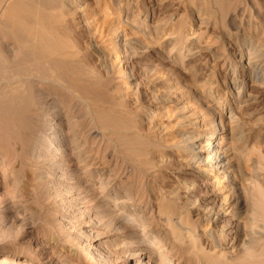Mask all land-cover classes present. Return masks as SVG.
I'll return each instance as SVG.
<instances>
[{
  "label": "rangeland",
  "instance_id": "obj_1",
  "mask_svg": "<svg viewBox=\"0 0 264 264\" xmlns=\"http://www.w3.org/2000/svg\"><path fill=\"white\" fill-rule=\"evenodd\" d=\"M88 1L92 11L85 9L83 13H74V16L71 13L67 15L66 11H58L45 16H52L45 25L55 37L58 34L56 41L58 46L61 44V50L54 46L55 57L65 59V62L89 74L81 75L74 82L78 95L75 93L76 96L72 97L54 88L43 90L31 82L35 99L41 106L33 122L36 131L26 153H21L16 145L18 141L14 143L19 137L16 124L21 119L11 121L9 132L0 128V252L8 249L17 255L12 259L7 258L5 262L0 258V264H88L85 260H91L94 264H112V256L108 252L118 255L117 248L124 243L130 245V258L138 259L142 255L143 260L146 257L143 250L153 248L149 254L150 264H174L170 263L172 253L170 256L159 253L164 239L170 241V230L155 209V212H151L152 203H155L156 197L169 205H183L186 200L185 188L190 185L183 176H187L189 170L180 161L184 159V152L175 148L174 143L178 133L188 132L192 128L188 120L195 113H203L206 119H210L199 108V102L196 103L195 95L201 92L206 95L213 88V103L222 102L227 109H232L235 117H238L234 128L240 129L249 140V148L257 146L264 152V107L255 100L260 94L264 95V85L253 87L251 99L247 97L249 89L237 97L228 90L230 83L245 79L244 84L250 88L251 81L243 78L241 73L234 76V71L222 65L224 62L235 63L240 58L239 52L247 51L251 46L257 51L252 55L251 62L258 64V71L262 70L264 75V35L261 30L255 29V26L264 23V0H227L233 6L224 15H213L212 10L204 9L201 6L203 0H165L162 3L158 0H132L153 7L150 18L144 22L151 36L153 26L165 20L168 22L159 39L150 40L155 41V45H150L142 32V35L138 34L129 27L121 30L123 13L111 0L100 3L99 7L95 4L96 0ZM116 1L121 4L125 2ZM4 6L2 3V9ZM133 10L138 14L136 8ZM144 11L139 12L141 20L145 19ZM147 14L150 15V11ZM171 16L176 22L185 23L180 35L184 41L196 33L203 34L200 45L196 46L199 48L196 51L200 52L190 63L187 64L186 60L183 66L166 59L171 48L170 37L176 31V27L168 21ZM118 32L121 34L117 38ZM5 37L6 33L0 30L4 55L15 60L21 52L19 45ZM92 39L100 48L97 58L91 55L89 44ZM124 39L132 44L125 54L121 47ZM145 46L150 48L149 51L145 50ZM224 50L229 53H224ZM126 55L128 61L124 58ZM102 59L105 62L108 60L106 65L100 64ZM127 69L131 71V77ZM83 79L90 81L91 89L85 83L87 81L79 83ZM191 87L195 93H191ZM81 96L85 98H79ZM208 101L206 98V105L211 107L213 103ZM70 106L73 109H69ZM147 114L157 115L156 120L149 122ZM53 117L57 120H51ZM94 117L99 119L96 125ZM112 122L122 125L115 128ZM48 124L53 125L48 127ZM98 125H102L101 128ZM75 126L81 128L83 133L78 144L73 143L69 153L79 152V145L86 149L81 158L86 160L94 141L95 146L100 145L103 163L93 155L78 167L66 160L69 159L67 149ZM225 128L226 133L230 126L225 125ZM96 129L109 137L100 134L101 137L93 140ZM123 137L136 140L128 144ZM131 144H134V149H142V153L128 151ZM209 144L210 139L204 145ZM64 156L67 158L62 163L58 162ZM135 159L136 162L133 161ZM260 168L262 170H258V173L264 174V161ZM248 170L247 167L244 169L245 176L242 178L245 180L250 173ZM222 193L220 195H224ZM199 195L197 199L201 198L203 202L205 194H201L202 197ZM197 212L199 209L192 211L194 217ZM87 238L89 242H86ZM165 249L168 251V246ZM231 253L228 248L220 249L213 245L192 255L181 247L176 248L182 264H203V261L208 264H238Z\"/></svg>",
  "mask_w": 264,
  "mask_h": 264
},
{
  "label": "bare ground",
  "instance_id": "obj_2",
  "mask_svg": "<svg viewBox=\"0 0 264 264\" xmlns=\"http://www.w3.org/2000/svg\"><path fill=\"white\" fill-rule=\"evenodd\" d=\"M104 1L106 0H102V2L101 0H96L95 4L99 7L100 3H103ZM111 1L116 4L118 10L123 13L120 23V25L122 26L121 30L129 27L131 28V30L136 31L138 34H141L142 32L143 35H146L147 39H145L149 40L150 45H155V41L153 43L150 40H158L164 27L169 25L165 20L158 23L155 27L153 26L151 36V33L148 34L149 30L147 32L146 28L144 27V22L145 20L150 18L151 12L154 11L152 6H148L146 3H135L132 2V0H124V4H121L120 1L116 0ZM158 1L162 3L165 0ZM2 3L6 5L4 6V9H2ZM160 5L162 6L163 4ZM201 6L204 9L206 8L212 10L213 15H215L214 13H220L224 15L227 9L228 12L229 9H232L233 5L231 6L227 0H203ZM91 8L92 7L88 0H0V30L6 33V37L4 39H8V36L12 39V41L14 40L19 45V49L21 51L20 55L15 60H11L4 55L2 49L3 44L1 45L0 43V121L2 120V125L0 128L3 131L5 130L9 132L12 127L11 121H16L18 119L22 120L17 122L16 124L17 131L19 132V137L17 138V140L14 139L15 144L16 141H18L16 145L18 146L21 153H26L30 143L33 140V132L36 131L33 122L34 119L39 115L38 112L41 106H39V103H37L35 99L33 84L36 83L43 90L47 91L50 88H54L58 92H64V94H69L73 97L76 96V94L78 95L74 82H76L79 77H82L81 75H89H86L85 72L83 70H80L76 65L65 62V59L61 60L55 57L56 51L54 50V46H58V43L56 41L58 34L55 37V35L50 31L51 29L49 30L45 25L46 21H50L52 16L49 15L47 18L45 16L47 13L51 14L58 11H66L67 15H69L68 13H71L74 16V13H83L85 9L88 11L90 9V11H92ZM135 8L139 12L141 10H145L144 12H146V16L144 20L140 19L139 12L138 14H135L136 11L133 10ZM148 11H150V15L147 14ZM49 17L50 19H48ZM81 17L82 16H80V18ZM224 17L223 20L225 19ZM168 21L170 25L172 24L173 27H176V31L171 35L173 37H170L171 48L167 54L166 59L174 63L179 62V64L183 66V64L186 63V60H188L187 64L190 63L191 59H193V57L198 55L197 53L200 52L196 51L197 49L199 50V48L196 46L200 45L203 34L196 33L193 36L186 37L184 41V39H182L180 35L183 32V24L185 23L183 21L176 22L173 16H171ZM51 22H53V19ZM256 28L261 30L260 32L264 35V23L260 26H255V29ZM119 34H121V32H118V34H116L117 38L119 37ZM121 44L124 54L126 53L125 50L130 47V45H132L130 43H127L125 39ZM89 45L92 52V57L97 58V50L100 49L98 48L99 46H97V43L93 39ZM145 48L146 51H149L150 49L148 46H145ZM59 50H61V48ZM224 51V53L228 52L226 50ZM245 51L246 49L239 52L240 58L235 63L224 62L222 65L223 67H227L229 71H234V76L241 73L243 75V78L247 77L250 79V88L249 86L247 87V85L244 84L245 79H241L240 81L233 80V82H231L228 86V90L239 97L241 94L246 93L249 89L250 92L247 97L248 99H251V92L253 91V87L255 85H264V75L262 74V70L258 71V64H253V62H251L252 57L257 54L256 49L249 46V49L246 52ZM157 52L161 53L160 50H157ZM124 58L126 59V61L129 60L127 55ZM104 60L102 59L103 62H101L100 64L106 65L108 60L106 62ZM128 71V76L131 77V71ZM87 80L83 79V82L79 83L84 84V82ZM89 82L90 81H87L85 83H88L89 85ZM80 88L82 87H79V89ZM86 88L88 87L86 86ZM86 88L83 87V90H86ZM89 88L91 89L90 85ZM189 90L191 91V93H195L192 92L194 91L193 87L189 88ZM212 91L213 88L210 89V91L206 95L203 92L195 95L197 101L196 103L199 102L200 104L199 108H201L202 111H204V113L210 117V119H206L202 115L203 113L200 112L195 113V116L193 118L189 119L188 117V125L192 128H190L188 132L178 133L177 140L174 143L175 148H179L184 152V159L180 161L189 170V174L187 176H183L184 180L190 185V187L185 188L187 195L186 200L184 201L183 205H174V203L173 205H169L170 203L168 204L164 200L160 201V198L158 197L159 199H157L156 197V200H154L155 203H152L151 212L153 213L155 209L158 217L160 219H163L164 224L169 227V238L172 242L170 244L168 243L169 240L167 241L164 239V241L162 242L163 245L159 246L160 248L158 247L160 250L159 253H165L169 256L170 253H172L173 258L171 259L170 263L182 264L181 257L176 254L177 247H181L186 253L192 255L194 254V252L201 253L203 250H207L209 246L213 245L217 246V248L220 249L228 248L229 250H231V254H234L232 257H234V260L238 264H264V174L258 173V170H262L260 168V165L261 162L264 161V152L257 146H252L251 148H249V146H251L249 140L243 135L241 131H239L240 129L238 130L234 128V125H237L238 119V117H235V112L232 111V109H227L222 102L213 103ZM137 92L138 89H136V95L138 94ZM83 97L84 96H81L79 98L83 99ZM164 97L163 99L165 100ZM206 98L209 99V103H213L211 107L206 105ZM87 99H84V101H87ZM255 100H258L259 103L264 107V95L260 94ZM69 109L73 108L70 106ZM101 113L104 114L105 112ZM90 114L93 115L92 113ZM96 114L99 115L98 112ZM103 114H101V116H103ZM156 117L157 115L147 114V120L149 122H154L156 120ZM106 118L108 119V117ZM91 119L95 120L96 118ZM97 119L95 125L97 123ZM51 120L57 119L53 117V119ZM49 125L53 124H48V127ZM112 125H115V128L116 126L119 128V126H121L122 124L120 125L117 122H112ZM225 125L230 126L229 131H227L226 133ZM101 126L102 125H100L99 127L101 128ZM75 127L76 130L72 134L73 137L67 149V156L69 155V159L66 160H68L75 167H78L82 163H85V161L87 162V160L91 158V155L95 156L102 162L103 159L101 155L103 154H101L100 145L98 146V144H96L97 146H95V143H93L94 141H92L91 143V154H89L90 156H86V160H81L82 156L84 155L83 152L86 149L84 148V150L83 148H80L79 145L77 146L79 152L77 151V153H69V151L71 150L70 148L73 147V143L75 145L78 144L79 137L83 133V130L81 128H79L78 126ZM113 130H115V132L118 131L116 129ZM94 131L95 132L92 135L93 140L99 137L100 134H103L104 136L108 135L105 132H101L97 129ZM117 134L121 135L120 133ZM104 136L103 139H105ZM82 137H84V134L82 135ZM107 137L106 140L108 139ZM124 137L123 141L128 144L136 140H128ZM208 139H210V144L204 145L205 142L208 141ZM120 142L123 143L122 141ZM117 143L119 144V141ZM129 146L135 147L134 144H131ZM131 147L128 149V151H136L138 154L142 153V149L137 150ZM158 147L160 148L161 146L158 145ZM253 154L255 157H253ZM65 158L67 157L64 156V159L60 158L58 162L62 163ZM131 159H133V157ZM133 161L136 162V159ZM145 165L146 162L144 166ZM148 166L151 167L150 164ZM246 167L249 169L248 171L250 173L247 174L248 179L245 180L242 177L245 176L244 169ZM220 186L222 187L220 188ZM221 191L224 192L222 193L224 195H220ZM193 192H196L197 194H194ZM198 194H200L199 196H201V194H205L206 196L204 195V197L206 199L201 202V198H199V200L197 199ZM218 197H222V199H218ZM196 209H199V213L197 212L198 214L196 215V217H194L192 211ZM89 241L90 239L87 238L86 242ZM166 246H168L169 248L168 251H166L165 249ZM129 247L130 245L128 246V244L125 243L122 246L118 247V255L116 256L111 252H108V255L112 256V264H131V262H134L135 264H150L149 254L150 251L153 250V248L150 250H143L146 257L142 260V255H139L138 259H135L134 257L130 258V256L128 255ZM99 255H101L100 252ZM15 257H17L16 253L11 250L7 249L0 252V258H2L4 262L7 258L12 259ZM86 261H88V264H94L91 260H85L84 262ZM202 263L208 264L204 261ZM97 264L99 263L97 262ZM156 264L163 263L157 262Z\"/></svg>",
  "mask_w": 264,
  "mask_h": 264
}]
</instances>
